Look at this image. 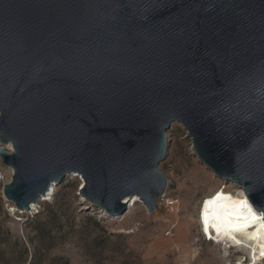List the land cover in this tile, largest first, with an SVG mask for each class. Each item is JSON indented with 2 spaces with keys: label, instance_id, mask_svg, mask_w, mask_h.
<instances>
[{
  "label": "water",
  "instance_id": "95a60500",
  "mask_svg": "<svg viewBox=\"0 0 264 264\" xmlns=\"http://www.w3.org/2000/svg\"><path fill=\"white\" fill-rule=\"evenodd\" d=\"M174 123L264 213V0H0L3 195L18 211L68 175L112 217L135 197L155 211Z\"/></svg>",
  "mask_w": 264,
  "mask_h": 264
},
{
  "label": "rangeland",
  "instance_id": "374dc122",
  "mask_svg": "<svg viewBox=\"0 0 264 264\" xmlns=\"http://www.w3.org/2000/svg\"><path fill=\"white\" fill-rule=\"evenodd\" d=\"M167 136L168 154L160 165L168 178L165 196L156 201L153 212L141 202L121 217L90 207L79 194L84 183L76 175H68L52 199L40 202L34 211H14L3 195L13 171L0 158L1 264L249 262L244 253L206 241L198 221L200 208L214 191L236 187L201 164L182 124H172Z\"/></svg>",
  "mask_w": 264,
  "mask_h": 264
},
{
  "label": "bare ground",
  "instance_id": "6f19581e",
  "mask_svg": "<svg viewBox=\"0 0 264 264\" xmlns=\"http://www.w3.org/2000/svg\"><path fill=\"white\" fill-rule=\"evenodd\" d=\"M11 148V147H9ZM12 170V169H11ZM13 171V170H12ZM84 183V182H83ZM230 184V183H229ZM232 184V183H231ZM233 185V184H232ZM236 187V186H235ZM57 186L52 185L51 192L41 199L37 204L32 205L30 211L32 212L36 209L38 204L42 201H49L52 199ZM217 193L221 194V199L215 204L209 206V223L207 231H205L204 222V206H202L198 213V221L201 227L202 234L215 243H221L226 246V251L234 249L239 253H244L249 257V262L241 260L237 264H260L264 261V230H260L259 235L256 238H252L254 233H257L260 228V221L253 222L250 219H241L239 223H229V220H234L235 217H225V211H237L241 215L246 214V208L240 207L239 202L246 200L247 205L252 209V212L256 216H260L249 202L247 196H245L243 190L239 188H233V190H226L225 188H220L213 192L209 197L208 201L216 197ZM129 203V202H128ZM138 203H141L138 197H135L133 201L129 204L128 209L132 210ZM218 205H227V209L218 207ZM17 209L14 208V211ZM23 213L22 211H18ZM215 217H219L218 219ZM219 227V232L217 231ZM220 245V244H219Z\"/></svg>",
  "mask_w": 264,
  "mask_h": 264
},
{
  "label": "snow or ice",
  "instance_id": "6c2138e0",
  "mask_svg": "<svg viewBox=\"0 0 264 264\" xmlns=\"http://www.w3.org/2000/svg\"><path fill=\"white\" fill-rule=\"evenodd\" d=\"M221 199V194L217 193L216 197H214L212 200L210 201H206L205 202V208H204V222H205V231H207L208 228V223H209V214H208V209L209 206L215 204L217 201H219ZM239 206L246 208V214L241 215L239 212L237 211H225L224 215L225 217H235L234 220L230 219L229 223H239V221L241 219H250L253 222L256 221H260V228L258 229L257 233H254L252 235V238H256L259 233L260 230H264V213H262L260 216H256L255 213L252 212V209L247 205V201L243 200L239 202ZM218 207L221 208H225L227 209L229 206L227 205H218ZM215 218H219V217H215ZM217 231L219 232V227H217ZM264 254V253H262Z\"/></svg>",
  "mask_w": 264,
  "mask_h": 264
},
{
  "label": "trees",
  "instance_id": "16d2710c",
  "mask_svg": "<svg viewBox=\"0 0 264 264\" xmlns=\"http://www.w3.org/2000/svg\"><path fill=\"white\" fill-rule=\"evenodd\" d=\"M0 264L2 263V262H4L5 261V258H3V256H5V251L1 248V246H0Z\"/></svg>",
  "mask_w": 264,
  "mask_h": 264
},
{
  "label": "built area",
  "instance_id": "2783aa9c",
  "mask_svg": "<svg viewBox=\"0 0 264 264\" xmlns=\"http://www.w3.org/2000/svg\"><path fill=\"white\" fill-rule=\"evenodd\" d=\"M15 208H16V207H15ZM16 209H17V208H16ZM17 211H18V210H17ZM205 239H206V238H205ZM207 239H208V238H207ZM207 239H206V241H208V242H213V241H210L209 239H208V240H207Z\"/></svg>",
  "mask_w": 264,
  "mask_h": 264
}]
</instances>
